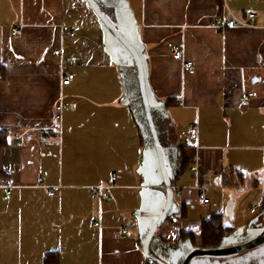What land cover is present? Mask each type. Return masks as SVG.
Returning <instances> with one entry per match:
<instances>
[{"label":"crops","instance_id":"crops-1","mask_svg":"<svg viewBox=\"0 0 264 264\" xmlns=\"http://www.w3.org/2000/svg\"><path fill=\"white\" fill-rule=\"evenodd\" d=\"M221 2L223 14L219 0L109 1L143 59L170 158L174 204L154 255L193 247L181 232L201 247L212 215L231 236L264 226V0ZM230 12L256 17L231 26ZM107 35L86 0H0V264H155L143 242L166 187L139 86L125 83ZM102 184L106 200L92 190Z\"/></svg>","mask_w":264,"mask_h":264},{"label":"water","instance_id":"water-1","mask_svg":"<svg viewBox=\"0 0 264 264\" xmlns=\"http://www.w3.org/2000/svg\"><path fill=\"white\" fill-rule=\"evenodd\" d=\"M88 5L98 16L102 24L108 29V31L129 51L132 55L138 74L140 99L142 101L143 109L145 112V117L150 130V134L153 140L154 148L157 154L160 170L163 176L164 184L166 187V203L163 210L157 215L156 220L149 228L146 233L143 250L146 256L155 264H168L164 260L156 257L152 252H150V243L156 234L157 230L163 225L167 217L169 216L173 204H174V189L172 186V180L170 178L163 146L159 137V133L154 121L153 112L151 109L148 88L146 83L145 65L143 59L135 47V45L120 31L116 24L106 15L102 7L96 0H86ZM260 78H254L253 81H259ZM264 245V232L246 240L241 243L232 245H221L219 247L213 248H202L193 246L187 249L180 264H191V261L196 258H218L225 259L234 257L246 252H249L255 248Z\"/></svg>","mask_w":264,"mask_h":264},{"label":"rangeland","instance_id":"rangeland-1","mask_svg":"<svg viewBox=\"0 0 264 264\" xmlns=\"http://www.w3.org/2000/svg\"><path fill=\"white\" fill-rule=\"evenodd\" d=\"M99 4L102 6V9L106 13V15L116 24V26L120 29V31L133 43L134 40L130 36L129 31L126 28V25L121 22L119 18L116 17L114 14V10H112L109 1L110 0H97ZM108 32V38H109V44L108 48L111 51V55L114 58V60L120 65L122 69V76L124 77L125 83H129L131 77L133 76L135 84L139 86L138 82V74H137V68L135 61L132 57V55L129 53V51L107 30ZM139 91V87H137ZM136 89V90H137ZM142 104V103H141ZM153 104V101H152ZM154 105V104H153ZM155 119H157V114ZM143 115V113H142ZM143 119L145 121V117L143 116ZM146 122V121H145ZM145 132L148 136V138L152 139L151 134H149L148 128L145 127ZM166 158L167 162L169 164L170 169V158L168 155V152L166 150ZM255 213V211H252ZM264 232V226L257 227L256 229H250L247 228L245 231L237 232V234L232 235L231 237L227 238L223 241L222 245H232L241 243L243 241H246L260 233ZM187 246L185 245H178V246H170V247H163L157 250H154V247L152 246V251L155 252V256L164 260L168 264L176 262L180 255L184 257L187 249ZM151 252V250H150ZM191 264H264V245L255 248L249 252L230 257L225 259H218V258H199L196 257L191 261Z\"/></svg>","mask_w":264,"mask_h":264},{"label":"built area","instance_id":"built-area-1","mask_svg":"<svg viewBox=\"0 0 264 264\" xmlns=\"http://www.w3.org/2000/svg\"><path fill=\"white\" fill-rule=\"evenodd\" d=\"M230 18H231V26H249L252 25L254 23L255 17H256V13L254 12H249L247 14L246 18H239L237 16H235L234 14H232L230 12ZM220 28L222 29H227L229 26L226 23H223L221 25H219ZM17 32V30H14V34ZM70 36H74L75 32H70L69 33ZM59 51H56V54H59ZM174 56L176 59H183V52L179 49H175L173 52ZM184 69L188 70V71H192L194 69V65L192 62H186L184 63ZM75 75L73 73H67L66 75L63 76L62 78V85L63 86H67L70 85L72 83V81L74 80ZM67 109V105L60 101L55 105L54 108V120L56 121V123L61 122L62 118H63V114L65 112V110ZM190 135L193 138H196L198 136V128L196 126H193L192 128H190L189 130ZM117 178L116 175L112 176V181H115ZM112 185H95L92 187V190L94 192L95 195H97L101 200H106L109 197V188ZM180 191L177 190V193H179ZM10 194V192L8 191V195ZM201 204H207L210 201V198L207 196L206 193H201L200 194V199H199ZM95 226H98L99 224L97 222H94Z\"/></svg>","mask_w":264,"mask_h":264},{"label":"trees","instance_id":"trees-1","mask_svg":"<svg viewBox=\"0 0 264 264\" xmlns=\"http://www.w3.org/2000/svg\"><path fill=\"white\" fill-rule=\"evenodd\" d=\"M219 8H220L221 14H223V4H222L221 0H219ZM106 30H108V29L106 28ZM2 72H3V69L0 66V74ZM141 109H142L143 116L145 117L143 105H141ZM153 117H154V114H153ZM145 121H146L145 123L148 127L146 117H145ZM154 121H155V118H154ZM155 123H156V121H155ZM156 127H157V124H156ZM7 144H8L7 130L0 129V150L3 146H5ZM232 233H233V229L224 225L220 215H212L209 219H207L203 222L201 247L202 248L219 247L223 244L224 240H226L228 237L231 236ZM179 237L183 240H187L190 243V245H192V246H194L196 244L195 239H194L195 237H194V234L192 232H181ZM51 257H52V255L47 256L46 261H49V259Z\"/></svg>","mask_w":264,"mask_h":264}]
</instances>
